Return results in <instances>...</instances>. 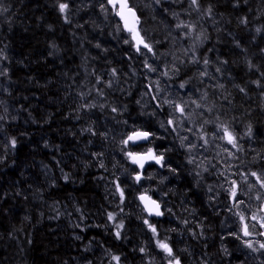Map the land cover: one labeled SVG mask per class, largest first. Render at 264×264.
<instances>
[{"label": "trees", "instance_id": "1", "mask_svg": "<svg viewBox=\"0 0 264 264\" xmlns=\"http://www.w3.org/2000/svg\"><path fill=\"white\" fill-rule=\"evenodd\" d=\"M60 2L70 5L68 23L58 11ZM100 2L4 0L7 18L0 22V36L7 52L3 60L6 89L0 99V116L4 117L0 120V264H116L112 255L121 257L120 264H162L163 253L143 224L146 215L135 199L139 186L131 180L134 166L120 151L119 140L133 125L166 137L156 140L159 151L172 149L166 161L178 168V174L167 171L165 176L154 165L146 172L153 178L142 183L149 190L153 184L163 194H174L183 216L150 220H159L161 237L169 238L182 264H259L257 255L246 254L239 241L231 237L220 240L226 233L221 214L206 205L203 183L195 184L187 173L190 168L175 133L164 132L159 116H150L148 106L142 110L136 103L144 81L140 64L133 50L123 44L125 34H117L116 18L106 17ZM236 3L200 0L201 12L211 6L212 14L199 15L196 20H201L208 38L195 51L200 63L207 57L210 66L219 64L225 85L218 90L226 95L229 105L224 109L229 110V117L244 126L242 133L252 126L253 138H245L252 142L248 146L246 141V153L264 155V0H239V6H234ZM162 6L150 14L154 20L145 19L136 8L146 25L158 21L148 27L158 40L173 35L164 24L163 18L169 19ZM243 18L247 23H241ZM193 67L181 66L190 75ZM113 68L119 79L108 88ZM97 77L102 83H96ZM98 89H103L102 96ZM93 101H102L105 107H82ZM113 106L127 110L112 113ZM89 127L97 135L83 131ZM102 133L108 134L107 139ZM13 137L15 148L9 143ZM93 153L103 156L94 158ZM101 161L104 168L99 166ZM65 174L70 177L67 181ZM117 176L130 185L126 203L120 205L122 213L118 196L110 195L114 191L111 181ZM181 184L184 187H178ZM107 211L119 213L117 222L123 219L124 238H115ZM185 219L190 223L185 225ZM200 221L202 229L197 227ZM201 231L203 236H199ZM222 243L231 255H224ZM140 247L148 249L147 253L142 255Z\"/></svg>", "mask_w": 264, "mask_h": 264}, {"label": "snow or ice", "instance_id": "2", "mask_svg": "<svg viewBox=\"0 0 264 264\" xmlns=\"http://www.w3.org/2000/svg\"><path fill=\"white\" fill-rule=\"evenodd\" d=\"M155 4L159 5L164 2V0H154ZM172 2H182V0H172ZM189 8L185 11H195L198 15L211 16L212 8L209 6L206 10L201 12L200 0H187ZM2 3V0H0ZM234 6H239V0ZM100 10L105 13L106 17L112 15L117 19V34L127 33V36L123 37V44L128 45L133 52L138 57L143 58V69L147 70V73L157 74V79H151L147 73L145 74V79L149 82L144 85L146 91L142 94L143 96H149L151 102L153 103V111L149 113L150 116H156L160 112L165 111V109H170L167 112L168 118L160 122L159 127L164 130V132H170L176 134V138L179 142V147L184 150L186 155V164L192 165V171L195 177L203 179V174L208 173L209 175L215 174L217 180L220 181L216 185H208V204L210 207H214L217 197L223 193L227 200L231 202V206L227 207V210L232 213L238 220L237 229L235 231H228L220 236V240L224 241L226 238L231 237L240 242V244L251 250V252H259L264 255V155L257 154L253 157L252 163L257 160L262 163L258 168L253 170L252 168H240V164L244 161L238 154L245 153L242 141L245 138L251 140L253 138V129L251 125H248L247 130L242 134L238 133L235 127L227 120L222 119L220 115H217L215 119L203 118L198 124L194 121L190 122L191 112L188 111L190 105H194L195 109H203L200 116H204V112L211 113L212 108H205L204 101H206L208 93L205 91L201 93L198 97L193 98L190 94V89L188 85L191 78L188 80H182L177 86V96L188 95V99L183 98L177 100L166 93L172 88L171 84L165 83L161 85V78L164 81H174L181 71V67L174 62L171 64L165 63L163 67L159 66L154 62H150L149 53L151 54V60H159L162 55L158 54L155 48V44L160 43L159 41L150 42L147 34L141 27L142 19L138 14V10L133 6L131 0H101ZM70 5L68 2L58 3V11L64 16L65 22H70L67 16ZM7 11V9L0 8V12ZM167 11V9H165ZM172 15L179 19L180 14L173 12ZM241 23H247L246 18L241 19ZM178 30L181 31V36L185 39L191 38L192 45L185 49L184 56L189 57L187 63L190 64H200V59L197 57L195 49L206 40L208 37L203 31L196 32V23L187 22L180 20L179 23L175 25ZM260 32L261 29H257ZM237 46H239L237 44ZM55 47V45H53ZM97 48H100V44H96ZM211 51V49H209ZM261 51H264L262 49ZM2 50H0V59H3ZM131 58V57H129ZM184 60H179V64L183 65ZM211 61L205 57L203 59V70L199 71V77H208L209 73L207 71V66ZM222 63H226L223 61ZM252 67V65H249ZM217 72L221 69L217 67ZM6 73L0 72V75H5ZM112 79L107 82V87L111 88L114 83L119 79L118 70L113 68L110 73ZM132 75H136L135 70L132 71ZM203 81H201L202 83ZM97 84L102 83L100 77H97ZM259 86V81H256ZM223 87V85H218ZM123 91V89H120ZM244 92V88L239 89ZM97 94L102 96L103 89H98ZM83 93L81 96L83 98ZM138 105L143 107L142 99L136 101ZM82 107L86 109H91L96 107L95 104H85ZM100 108H104L105 105L101 103ZM127 108L121 109L117 106L111 107L112 113L120 114L122 111H126ZM194 111V110H193ZM178 114V115H177ZM115 118V117H114ZM4 117L0 116V120ZM123 123L127 126L128 121L124 120ZM212 125V129L209 130L206 126ZM83 131L90 133L91 135H97L91 127L84 129ZM185 132L189 135H182ZM105 139H107V133L101 134ZM190 136L195 137V140L190 139ZM166 139L158 135L152 130H147L141 127L132 126L131 130L126 133L120 140V151L125 159L134 167L131 168V180L134 185L139 186L137 188V196L135 199L139 200L140 205H142L141 211L147 213L146 217H143V224L147 227L148 231L152 233V239L155 240L156 249L163 253L161 257L162 264H182L181 257L176 254L174 247L171 245L168 237H161L160 231L157 227L159 220L153 222L150 217L162 218L165 216L166 212L170 213L171 209L164 207V202L161 199L153 198L149 194V189L144 188L142 181L145 179L151 180L153 177L151 175H146V166L151 167L152 165L159 166V168H167L169 172L173 174H178V168L172 167L169 162L166 161V154L172 151L170 147H164L163 151H159L160 146L156 145V140ZM199 141L201 143H197ZM91 143V141H89ZM12 148L16 147V138L13 137L9 141ZM148 145L146 150L137 151L136 149L143 148ZM214 146L215 149L219 151L215 152V156L211 159L206 155ZM102 157L103 153H93V157ZM199 157V158H198ZM215 160V163H213ZM232 161H239V164H233ZM99 166L104 168L105 165L103 161L100 162ZM115 167V166H114ZM233 168L236 170L233 171ZM211 169V170H210ZM124 172H129L128 168L124 169ZM223 178L220 180V178ZM233 177H238L233 178ZM64 180H69L67 174L64 175ZM167 179V177H165ZM200 180H197L199 184ZM163 181H161L162 183ZM114 185V191L110 193L113 197L118 196L117 207L120 208V213L124 211L120 205L126 203V189L130 187L128 184H124L120 177L117 176L111 181ZM123 184V186H122ZM140 188H144L143 191H139ZM152 191H155L154 189ZM255 193L254 197L251 193ZM164 195H167L164 193ZM247 195L249 200L255 199L259 202L255 206V210L252 209V205L247 203L241 196ZM107 220L113 222L115 232L114 236L117 240L123 237L122 230L125 225L123 219L117 222V216L119 213L113 211H107ZM219 214V213H217ZM140 219L141 217H137ZM190 221L184 220V224H189ZM198 228H203V222L197 223ZM83 230V229H82ZM175 231V229H171ZM191 231V230H190ZM194 238H198V234L195 231H191ZM203 231L199 233V236H203ZM80 237H77L79 239ZM151 242V241H149ZM221 249L224 255H231L228 248L222 243ZM148 249L145 247H140L139 252L144 255ZM111 260L115 261L116 264H120L121 257L119 255H112Z\"/></svg>", "mask_w": 264, "mask_h": 264}, {"label": "rangeland", "instance_id": "3", "mask_svg": "<svg viewBox=\"0 0 264 264\" xmlns=\"http://www.w3.org/2000/svg\"><path fill=\"white\" fill-rule=\"evenodd\" d=\"M131 3L133 4V6L135 8H138L143 13V16L145 19H149V20L154 18V17H151L150 14L156 8H159V5L155 4L154 0H131ZM161 4L163 5L162 6L163 8H167L166 14H167L168 19H169V20H167V19L163 18L164 24L167 25L169 30H171L173 32V35L171 33H169V38L164 39V40L154 39L151 36V32L149 34L148 27H152L151 25H156V23H158V21H156V23H154V24H151V22H148L147 23L148 25H146L142 21L141 27L143 28L144 32L147 34L150 42H155V41L160 42V43L155 44V48H156L157 53L158 54H165V55H162L159 60L153 61V60H151V54L149 53L148 55L150 57V62H154V63L158 64L159 66L163 67V65L165 63L171 64L174 62V58H179V59L175 60V63H177L180 67L184 65V66H188L189 68H191L194 66V64L187 63V60L189 59V57L184 56V51H185V49L190 47L189 43L192 45L193 41L191 38H187V39L183 38L181 36V31H186V30H178V29H176L175 25L177 23H179L180 20H184L187 22H195L196 23V32L203 31V26H202L201 20H200V23L196 22L197 18H199V15L195 11H185L186 9L189 8L187 0H182V2H179V3L172 2V0H164V2ZM0 8L6 9V4L4 3V0H2V3H0ZM173 12L180 14L179 19H177L176 17H174L172 15ZM6 13H7V11L0 12V22H1V20L3 22H6V18H7ZM116 20H117V18H116ZM160 20L162 21V19H160ZM0 31H1V23H0ZM124 34H125V36H127V33H124ZM168 41H171L172 45H170V43H168ZM0 42L4 45V41L2 39V36H0ZM201 44H199V46H201ZM0 50H2V55L5 58V47L0 46ZM136 58H137V64H140V69H141V76L140 77L144 78V81L142 84L143 87L140 89V91H138L139 99H142V103H143V107H141V109L143 110L145 107L148 106L149 112H150V111H153V107H154L153 103L151 102L150 95L142 97V94L146 91L144 85L149 82L147 79H145V74L147 73V70L143 69V58L138 57V56ZM3 59H0V72L6 73V67H5V63H3ZM179 60H184L185 63L183 65H180ZM217 67L220 68L219 64H217L216 62L214 64H211V66L209 64L207 66V71L209 73V76L208 77H202V78L199 77V71L203 70V68H204L203 62L198 64L196 66V68L193 67L191 75L189 72H185L184 71L185 69L181 68L179 76L174 81H164L161 78V85L163 86L165 83L171 84L172 88L166 94L170 95L171 97H173L177 100H179L181 98L187 100L189 98L188 95L177 96V86L182 80H188L189 78H191L190 83L188 85V89H190V94H192L193 98H195V97H198L199 95H201V93L206 91L208 93V96H207L206 101L203 102L204 106H205V108L211 107L213 110L211 113L204 112V116L201 117L200 113L203 111V109H195L194 105H190V107L188 109V111L191 112L190 122L194 121L198 124L203 118L215 119L217 115H220L222 117V119L229 121L235 127V129L238 133L242 134L244 126L235 122L234 119L229 117V113H228L229 110L224 109V107L228 106L229 103L227 102V100H225L226 95L222 96L218 90V85H221V84L225 85V81L220 77L219 72L216 71ZM147 75L153 80L157 79V74L147 73ZM4 76L5 75H0V99H1L2 93L6 89L4 81H3ZM201 81H203V82L201 83ZM134 84H136L135 81H134ZM93 103L95 105L99 106L103 102L102 101L101 102L93 101ZM150 105H151V108H150ZM168 111H170V109H165V111L160 112L158 114L159 122H161L162 120H166L168 118V116H167ZM142 115H143V113H142ZM126 127L129 128L130 124H128ZM206 127L209 130L212 129V125H207ZM181 134L182 135H189L188 133H185V132H182ZM190 139L195 140V137L190 136ZM246 141H248V140L244 139L242 141L243 147L245 149V153L238 154L241 156V159L244 161V163L240 164L239 166L241 169L252 168L253 170H255L256 168H258L260 166V164L262 162L257 160L255 163H252L253 157H255L257 155L250 154L251 152H249V155L246 153V146H245V143H247ZM196 142L201 143L199 141H196ZM251 143L252 142L249 141L248 146ZM247 149L249 151L251 150L250 147L249 148L247 147ZM216 151H219V149H215L213 146L212 149H210V151L208 153H206V155L211 159L212 157L215 156ZM213 163H215V160H213ZM232 163L234 165L239 164V161H232ZM191 167H193V166L191 165ZM235 170L236 169L233 168V171H235ZM190 174H194V172L192 170H190ZM233 178L238 179V177H233ZM193 180L195 181V184H197V180H200V178L196 177ZM200 181L203 183L202 184L203 185L202 195H203L205 202L207 201L206 202V205H207L208 204L207 198L209 195V194H207L208 193L207 192L208 185H216L220 181L217 180V176L215 174L209 175L208 173H204L203 179ZM154 188H155L154 189L155 191H152L153 189L150 188L149 194L154 192V193L160 195L161 197L164 196V194L158 189V187H154ZM251 195L254 197L255 193L253 192V193H251ZM241 199H244L247 203L252 205L253 210H255V206L259 203V202L255 201V199L249 200L247 195L241 196ZM207 206H209V204ZM226 206L230 207L231 202L227 200L226 196L223 193H221V195L217 197V201H216L214 207H212V208L214 210H216L219 214H221L220 216L222 219V226H223V229L225 230V232L227 233L228 231H232V230L235 231L237 229L238 220L235 216L232 215V213H230L227 210ZM171 219H173V218H171ZM243 249L246 252V254H248V255L253 253L249 249H246V248H243ZM255 254L257 255V257L259 259V264H264V255H261V253H259V252H256Z\"/></svg>", "mask_w": 264, "mask_h": 264}, {"label": "flooded vegetation", "instance_id": "4", "mask_svg": "<svg viewBox=\"0 0 264 264\" xmlns=\"http://www.w3.org/2000/svg\"><path fill=\"white\" fill-rule=\"evenodd\" d=\"M147 147H148V145H145L144 148H141L140 151H144V150H146ZM169 157H170V156H168V157H166V158H169ZM153 167H154V165H152L151 167L146 166V168H150V171H151V169H152ZM160 170H161V172L164 173L165 176H167V171H168L167 168H160ZM187 173H188L191 177H193V179L196 178L194 174H190V171H188ZM169 185H170V183L168 184L167 187H169ZM178 187H184V186L181 184V185H179ZM151 189H155L153 184H152ZM152 194H153V196H154L153 198H157V199H162V198H163L162 201L164 202V207H165V208H168V209H171V212H170V213H167V212H166L165 216L162 217V218H164V219H166V218H167V219H171V218L176 219V217L183 216V215L180 214V212L178 211V208L176 207V205H175V203H174V194H173V192L168 191V192L166 193L167 195H164L163 197H161L160 195H158V194H156V193H154V192H152ZM207 194H208V193H207ZM209 208H211L212 211L214 210V209H213L212 207H210V206H209ZM214 211L217 212L216 210H214ZM182 219H183V218H182Z\"/></svg>", "mask_w": 264, "mask_h": 264}, {"label": "water", "instance_id": "5", "mask_svg": "<svg viewBox=\"0 0 264 264\" xmlns=\"http://www.w3.org/2000/svg\"><path fill=\"white\" fill-rule=\"evenodd\" d=\"M139 201V200H138ZM140 203V202H139ZM141 207H142V205H141ZM146 215H147V213H145ZM150 218H152V217H150Z\"/></svg>", "mask_w": 264, "mask_h": 264}]
</instances>
